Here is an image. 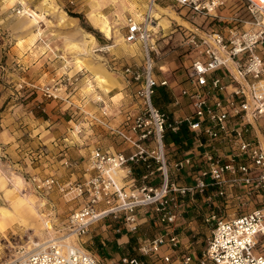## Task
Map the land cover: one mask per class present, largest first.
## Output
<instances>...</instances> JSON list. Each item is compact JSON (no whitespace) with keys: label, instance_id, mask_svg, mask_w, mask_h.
<instances>
[{"label":"built area","instance_id":"built-area-1","mask_svg":"<svg viewBox=\"0 0 264 264\" xmlns=\"http://www.w3.org/2000/svg\"><path fill=\"white\" fill-rule=\"evenodd\" d=\"M144 1L141 12L123 19L124 41L144 53L141 67L122 68L133 88L132 110L112 124L101 94L95 111L80 110L87 126L128 150L94 145L80 180L33 177L37 189L78 198L80 206L57 237L7 264H264V0ZM159 8L181 20L175 19L190 50L189 64L172 80L154 74ZM157 87L171 91V111L154 103ZM56 91L45 86L43 95L61 99ZM82 129L74 122L75 133ZM193 204L191 217H200L208 232L203 240L201 229L184 219ZM142 218L154 229L136 236L131 252L98 258L83 247L94 224L135 235ZM183 224L186 243L178 230Z\"/></svg>","mask_w":264,"mask_h":264},{"label":"rangeland","instance_id":"rangeland-1","mask_svg":"<svg viewBox=\"0 0 264 264\" xmlns=\"http://www.w3.org/2000/svg\"><path fill=\"white\" fill-rule=\"evenodd\" d=\"M44 1L26 0L27 5L24 6V10L26 8L31 10H27L22 15L23 5L19 2L0 0V20L5 25L4 28H0V84L9 86L13 85L15 80L21 79V84L26 87L20 89L15 95L14 92L9 95H13L16 101L26 106V109H29L30 101L36 97L34 101L40 103L43 99H51L43 95V88L48 86L57 88L56 93L62 98L56 100L67 104L71 99L75 101L72 94L80 90L86 105L85 111L96 110L94 94H101L111 105V117L122 114L124 104L115 103L117 99L116 101L108 100L101 91L98 92V88L96 89L95 77L90 74V65L87 61H98L102 63L106 71L119 77L123 87L129 89L124 98L133 103V88L127 85L122 68L128 64L141 67L144 53L140 44L124 42L123 19L128 11L141 12L145 1L50 0L56 8L50 10L45 8ZM19 10L22 13H18ZM238 12L241 15L244 14L242 8ZM169 14L174 15L170 12ZM63 15L71 21L67 26L61 25ZM163 15L162 19L167 21L168 26L163 28L160 25L159 31L153 35L155 51L151 55L154 61V74L172 80L181 75L184 67L189 64L191 56L190 50L183 44L182 33L177 25V21H181L176 17ZM100 17L107 20L111 28L110 36H107L105 27L99 20ZM35 21H37L36 24ZM208 21L209 19L204 20L202 29L210 28V25H206ZM88 34L96 42L92 55L86 52V44L83 43L84 36ZM69 41H75L81 48L71 46ZM129 47H134L133 53L127 50ZM10 48L21 53L22 63L20 60L11 58L8 53ZM22 52L30 54L22 56ZM79 59L82 64L79 63ZM34 60H38L40 69L44 66L51 70L50 74L37 77L40 81L37 85L31 84V79L35 77H31L27 73L28 70H22L24 73L22 76L14 71L25 65L30 67V63H34ZM78 65L81 66L77 67ZM5 68L10 73L7 77L2 75ZM74 77L77 79L75 80ZM87 80L93 85V94L86 91ZM157 89L162 91L163 87H157ZM173 92L176 93L177 89L174 88ZM171 95L168 89L160 94L156 91V101L160 102L163 109H166L165 106H169L171 101ZM118 97L120 99L122 96ZM157 103L156 106L159 107ZM23 106L20 105V107ZM71 106H67V110ZM169 108L172 109L171 106ZM19 112L20 110H17L16 114ZM71 114L75 116L73 112ZM17 124L18 141L16 147L14 141L12 144L15 147L14 151L19 150L23 157L20 155L22 158H16L13 156V151L7 152L6 145L0 142V264H7L34 248L43 247L47 239L57 237L65 226L68 213L80 206L78 198L65 197L55 190H40L32 184V178L36 176V172L32 171L35 162V159H32V151L36 149L37 144L32 143L35 137L30 135L28 129L31 126L30 123L17 122ZM0 126V129L3 128V125ZM165 140L169 142L168 135ZM44 168L47 166L45 165ZM100 231V223L92 225L89 234L82 239L83 247L98 258L116 256L115 251L109 248L111 245H108V250L100 249L102 246L96 238ZM141 234L142 232L135 234V237ZM135 237L131 235L129 238L133 246ZM204 237L205 235H202L199 238L203 240ZM104 241L107 245L106 240ZM131 251L130 247L129 252Z\"/></svg>","mask_w":264,"mask_h":264},{"label":"crops","instance_id":"crops-1","mask_svg":"<svg viewBox=\"0 0 264 264\" xmlns=\"http://www.w3.org/2000/svg\"><path fill=\"white\" fill-rule=\"evenodd\" d=\"M46 2L52 6V9H56L50 0H45L43 4L46 5ZM46 7L47 6H45V8ZM161 12L164 13L166 10H161ZM162 21L163 23L161 24L163 27H167V21L165 19H162ZM4 27V23H2L0 20V28ZM84 37L85 40L83 43H85V41L88 39L87 36ZM69 43L78 45L75 41H69ZM127 50L133 53L134 47H129ZM94 51L95 49L92 47L91 54L89 55H92ZM8 53L12 59L20 60L21 63L23 62L21 53H17L11 48L8 50ZM22 53V56H29L30 54H28V52ZM38 63V60H34V63H30V67H26L25 65L21 68L15 69L14 71L17 75L22 76L24 75L22 70H28L27 73L31 77H35L31 79V84L37 85L38 82H40L37 80V77L47 75L48 73L50 74L51 71L49 67L44 66L42 69H40V67H38ZM87 64L90 65V74L94 75L95 77V86L96 89H99L98 92L101 91L104 96L108 98V100L116 101L117 99L115 103L122 105L124 104V112L115 117H111L112 124H119L124 119L125 112L132 110L133 108L132 102H129L126 98H124L127 96L129 89H125L123 87V82L121 79H119V77H117L112 72L106 71L102 66V63L91 60L90 62L87 61ZM2 75L3 77L10 75V73L7 71V68H5ZM159 77L161 76L157 74V79L162 78ZM20 81L21 79L15 80L13 85L9 86L0 84V125H3V128L0 129V142L6 145L5 148L7 152L13 151V156L16 158H22L23 156L19 150L14 151L18 141V134L16 131L18 125L17 122L21 124H25L27 122L30 123L31 126L28 128L30 130V135H34L35 137L32 143L37 144L35 146L36 149L32 151V159H35V162L32 166V171L36 172V177L44 178L47 176H53L61 182L80 180L85 173L84 167L89 157L90 150L94 145H99L102 147V149L108 150L110 152L128 150V145L123 143L119 138L110 135L108 132L97 126H87L85 123V118L80 112V110L86 109L85 102L82 99L83 94L80 90H76L72 94V97L75 99V101L71 99L73 105L70 108L68 107V110V104L65 102H60L56 99H43L40 103L39 101H34L37 97L30 101V107L29 109H26V106L24 107L21 102L16 101L13 95H9V93L12 92H14L15 95L20 91V89L26 87L25 85L21 84ZM87 82L88 84L86 85V91L89 94H93V85L91 84V81L88 80ZM12 88L13 90H11ZM164 90L165 88L163 87L162 91H159L158 89L156 91L160 94L163 93ZM119 95L122 96L120 99H118ZM156 100L157 99L155 97V104L157 103ZM20 105L23 107H20ZM157 105L163 109V107L160 106V102H158ZM165 108L168 111H171L169 106L166 105ZM17 110H20V112L16 114ZM72 112L75 114V116H72ZM74 122H80L83 125L82 132L79 133L80 135H76L72 130ZM12 141L15 142V147H13ZM45 165L47 168H44ZM139 173L140 169H135L134 175L136 177L139 175ZM191 206L189 208V212L184 214V219L187 222L188 227H199L202 231L201 234L204 236L207 234V231H205L204 226L200 225V217H191L196 205L192 207ZM141 222L142 224L137 235L142 232V236H150L154 229L153 226L149 221H145L144 218L141 219ZM178 230L182 242L186 243L189 236L186 225H180ZM98 234L99 235L96 237L98 240L97 242L101 244L102 247H100V249L103 251L108 250V245H111L109 248L113 249L115 254L129 251V248L131 247L132 249L133 247L132 241L129 239L131 236L130 234L114 235L111 231V228L104 229L103 227H101V231ZM202 235H200V237ZM133 236L135 237V235ZM104 240H106L107 245L105 244ZM156 264L160 263L158 262Z\"/></svg>","mask_w":264,"mask_h":264},{"label":"bare ground","instance_id":"bare-ground-1","mask_svg":"<svg viewBox=\"0 0 264 264\" xmlns=\"http://www.w3.org/2000/svg\"><path fill=\"white\" fill-rule=\"evenodd\" d=\"M7 1H10V2H19V4H21V5H23V9H22V12H21V10H19V12L18 13H22V15H24L25 13H26V11L28 10V11H30L31 9H25L24 10V6L26 7V0H7ZM46 5L45 6H47L46 8H47V10H50V9H52V6L51 5H49V3L48 2H46L45 3ZM161 10L163 11L164 9H158L157 10V12H156V17H157V19H158V23H157V25L159 26V25H161L162 27H163V25L161 24V23H163V21H162V16L164 17V15H163V12H161ZM171 15V17H175L174 15H172V14H170ZM62 20H61V25H65V26H67V25H69V23L71 22L70 21V19L69 18H67L65 15H63L62 16ZM101 19H99L100 20V22H102V25L105 27V32H106V34H107V36H110V33H111V28L108 26V24H107V20L106 19H104V18H102V17H100ZM181 21V20H180ZM35 23V22H34ZM36 23H37V21H36ZM164 28V27H163ZM105 34V35H106ZM87 40L85 41V44H86V52L88 53V54H91V50H92V47H95L94 45H95V40H94V38L91 36V35H87ZM127 43V42H126ZM131 44V43H130ZM71 46H73V47H77V48H81V46H79V45H76V44H71ZM79 62H81V60H79ZM81 65H78L77 67H80ZM81 69V68H80ZM88 81V80H87ZM94 97L95 98H97V94H95L94 95ZM94 98V99H95Z\"/></svg>","mask_w":264,"mask_h":264}]
</instances>
